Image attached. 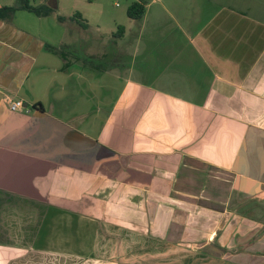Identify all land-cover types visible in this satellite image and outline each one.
Here are the masks:
<instances>
[{
	"label": "crops",
	"instance_id": "crops-1",
	"mask_svg": "<svg viewBox=\"0 0 264 264\" xmlns=\"http://www.w3.org/2000/svg\"><path fill=\"white\" fill-rule=\"evenodd\" d=\"M143 1L66 68L0 19V264H264V0Z\"/></svg>",
	"mask_w": 264,
	"mask_h": 264
},
{
	"label": "rangeland",
	"instance_id": "rangeland-1",
	"mask_svg": "<svg viewBox=\"0 0 264 264\" xmlns=\"http://www.w3.org/2000/svg\"><path fill=\"white\" fill-rule=\"evenodd\" d=\"M133 0H30L33 5L47 2L53 7L54 12L46 17H37L33 13L17 10L13 13L14 24L40 37H51L58 42L57 49L64 51L63 44L71 46V55L85 56L81 51L88 53L95 52L105 44L100 36L107 35L111 30L117 32L118 26L131 23L130 27H135V19H131L126 14L128 5ZM2 5H16L17 0H0ZM159 2L153 7H160ZM75 12L81 14V19L77 17L69 19ZM56 15L67 17L64 23L56 20ZM173 23V22H172ZM83 24V25H82ZM171 25V24H170ZM159 29V27H155ZM85 30V31H84ZM62 42V44H60ZM63 48V49H62ZM65 52V51H64ZM67 55V54H66ZM93 61V60H91ZM94 64H97L94 62ZM58 264H97L80 259L72 258V261Z\"/></svg>",
	"mask_w": 264,
	"mask_h": 264
},
{
	"label": "trees",
	"instance_id": "trees-1",
	"mask_svg": "<svg viewBox=\"0 0 264 264\" xmlns=\"http://www.w3.org/2000/svg\"><path fill=\"white\" fill-rule=\"evenodd\" d=\"M18 9L28 11L36 16H48L54 12L53 7H50L46 4L33 5L30 3V0H17L16 5L0 6V19L9 21L12 18L13 13ZM144 12H145V2L143 0L132 1L126 9L127 16L135 20L142 18ZM76 17L78 19H81V14L79 12H75L71 17L68 18L74 20ZM57 18L59 21H64L66 20L67 17L58 15ZM118 30L122 31L123 26L119 25ZM46 49L54 53L59 52L57 48L51 45H46ZM61 53H64L61 56L64 60V67L66 68L69 65V62L66 60L67 55L64 51H61Z\"/></svg>",
	"mask_w": 264,
	"mask_h": 264
},
{
	"label": "built area",
	"instance_id": "built-area-1",
	"mask_svg": "<svg viewBox=\"0 0 264 264\" xmlns=\"http://www.w3.org/2000/svg\"><path fill=\"white\" fill-rule=\"evenodd\" d=\"M4 102L12 111H23L24 113L31 112V108L25 105L21 99H12L10 97H6Z\"/></svg>",
	"mask_w": 264,
	"mask_h": 264
}]
</instances>
